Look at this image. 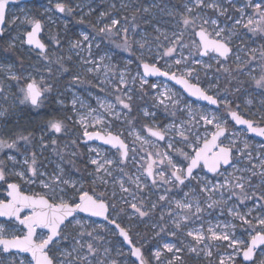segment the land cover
<instances>
[{
  "label": "snow or ice",
  "instance_id": "snow-or-ice-1",
  "mask_svg": "<svg viewBox=\"0 0 264 264\" xmlns=\"http://www.w3.org/2000/svg\"><path fill=\"white\" fill-rule=\"evenodd\" d=\"M95 4L0 0V264H264V0Z\"/></svg>",
  "mask_w": 264,
  "mask_h": 264
},
{
  "label": "rangeland",
  "instance_id": "rangeland-1",
  "mask_svg": "<svg viewBox=\"0 0 264 264\" xmlns=\"http://www.w3.org/2000/svg\"><path fill=\"white\" fill-rule=\"evenodd\" d=\"M47 2H48V0H42V3H44V4H47ZM67 2L69 3V5H74V4L80 3V0H67ZM110 2H111V0H96L95 6L98 7V11L96 13L92 14L90 17H85V23L82 24V25L76 23V21L79 19L78 15L72 16V17H64V16H62L61 14H58V13L54 14L53 15V19H57V17H59V19L57 20V24H51L47 20H45V29H44V31L41 34V38L45 42H47L50 33H56L57 31L60 32L61 36H64L65 35V31H64V28H63V24L60 23V20H63L65 18H67V19H69L71 21V23L68 26L67 35L71 36L74 33H77V32L82 31V30H87V31L91 32L92 31L91 24L96 22V20L98 18L99 11H104L107 8V6H108V4ZM174 2H175V0H174ZM29 7H31V5H29ZM12 11L13 12H17V9L12 8ZM34 11H36V10L34 9ZM39 11H43V9L41 8V9H39ZM85 11H87V9H85ZM121 15H124V13H121ZM13 35H15V32H13ZM18 55H22V57H23V59L25 61V64L35 63L36 62V58H35L34 54H30L26 49L23 51L22 54H18ZM125 56H126V54H125ZM133 70H135V65H133ZM77 94H79V93H77ZM246 98L247 97H241L236 102L240 103V104H243V101ZM197 103H201V102H197ZM4 106L7 107L8 105L5 104ZM55 107H56V105L54 103L52 105H50V108H55ZM68 114L70 115L71 113L69 112ZM45 119H47V117H45ZM161 119H163V116H161ZM39 123H40V121H37V124H39ZM37 124L29 125V124H27V122L25 120H20L19 121L20 128L27 127L29 130L34 129L37 126ZM9 127H12V126L10 125ZM249 136H250V143H252L254 145L258 146V144L260 142L264 141V140L259 139V138L255 137V136L251 135V134H249ZM67 139H68V137L62 138L61 139V143L63 144ZM94 143H98V142H94ZM81 150L82 151H86V149H84L83 147H82ZM45 155L49 156L50 154L49 153H45ZM220 219L224 220L225 217H220ZM227 219H230V218H227ZM213 222H215V220H213ZM139 231L141 233H143L145 231L143 225L140 226ZM238 234H239V232H238ZM109 238L110 239H115V238H112V237H109Z\"/></svg>",
  "mask_w": 264,
  "mask_h": 264
},
{
  "label": "water",
  "instance_id": "water-1",
  "mask_svg": "<svg viewBox=\"0 0 264 264\" xmlns=\"http://www.w3.org/2000/svg\"><path fill=\"white\" fill-rule=\"evenodd\" d=\"M42 34V33H41ZM41 38V37H40ZM42 39V38H41ZM43 40V39H42ZM44 41V40H43ZM258 138H260V137H258ZM260 139H262V138H260Z\"/></svg>",
  "mask_w": 264,
  "mask_h": 264
},
{
  "label": "flooded vegetation",
  "instance_id": "flooded-vegetation-1",
  "mask_svg": "<svg viewBox=\"0 0 264 264\" xmlns=\"http://www.w3.org/2000/svg\"><path fill=\"white\" fill-rule=\"evenodd\" d=\"M252 135V134H251ZM258 138V137H257ZM260 139V138H259ZM262 140H264V138H262Z\"/></svg>",
  "mask_w": 264,
  "mask_h": 264
}]
</instances>
